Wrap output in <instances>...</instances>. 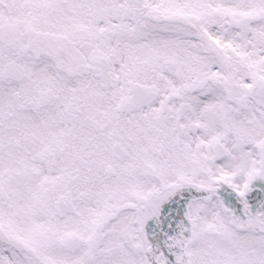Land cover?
Wrapping results in <instances>:
<instances>
[{
    "label": "snow or ice",
    "instance_id": "1",
    "mask_svg": "<svg viewBox=\"0 0 264 264\" xmlns=\"http://www.w3.org/2000/svg\"><path fill=\"white\" fill-rule=\"evenodd\" d=\"M0 264H264V0H0Z\"/></svg>",
    "mask_w": 264,
    "mask_h": 264
}]
</instances>
